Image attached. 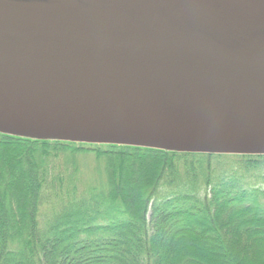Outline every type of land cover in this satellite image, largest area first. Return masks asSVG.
Returning <instances> with one entry per match:
<instances>
[{"label": "water", "instance_id": "1", "mask_svg": "<svg viewBox=\"0 0 264 264\" xmlns=\"http://www.w3.org/2000/svg\"><path fill=\"white\" fill-rule=\"evenodd\" d=\"M33 1H0V132L264 155V0Z\"/></svg>", "mask_w": 264, "mask_h": 264}, {"label": "trees", "instance_id": "2", "mask_svg": "<svg viewBox=\"0 0 264 264\" xmlns=\"http://www.w3.org/2000/svg\"><path fill=\"white\" fill-rule=\"evenodd\" d=\"M0 264H264V155L0 132Z\"/></svg>", "mask_w": 264, "mask_h": 264}, {"label": "bare ground", "instance_id": "3", "mask_svg": "<svg viewBox=\"0 0 264 264\" xmlns=\"http://www.w3.org/2000/svg\"><path fill=\"white\" fill-rule=\"evenodd\" d=\"M1 1V0H0ZM28 5L42 6V7H77L78 5L70 1H42V2H28Z\"/></svg>", "mask_w": 264, "mask_h": 264}, {"label": "rangeland", "instance_id": "4", "mask_svg": "<svg viewBox=\"0 0 264 264\" xmlns=\"http://www.w3.org/2000/svg\"><path fill=\"white\" fill-rule=\"evenodd\" d=\"M116 145H117V144H116ZM84 165H85V167H86L85 171H87V170L90 171V169H94V168L96 167L97 163L95 162L94 159H89V160H87V161L84 163ZM48 215H49V214H48ZM48 221H49V218L44 217V218L42 219V221L40 222L41 226H43V223L46 225V223H47Z\"/></svg>", "mask_w": 264, "mask_h": 264}]
</instances>
